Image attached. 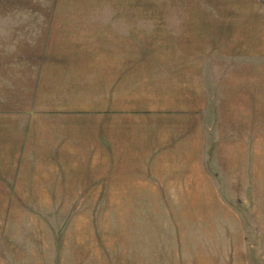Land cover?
Wrapping results in <instances>:
<instances>
[{"label": "rangeland", "instance_id": "374dc122", "mask_svg": "<svg viewBox=\"0 0 264 264\" xmlns=\"http://www.w3.org/2000/svg\"><path fill=\"white\" fill-rule=\"evenodd\" d=\"M5 15L75 51L80 111L197 117L203 183L80 192L26 162L32 178H0V264H264V0H0ZM84 26L96 43L69 38Z\"/></svg>", "mask_w": 264, "mask_h": 264}, {"label": "crops", "instance_id": "0c3cea01", "mask_svg": "<svg viewBox=\"0 0 264 264\" xmlns=\"http://www.w3.org/2000/svg\"><path fill=\"white\" fill-rule=\"evenodd\" d=\"M4 18L0 19V178H32L31 164L26 162L40 161V169L65 170L55 175L65 180L59 184L79 187L80 192L89 190L80 188L84 186L138 193L194 191L192 187L200 185L197 117L137 105L80 111L70 100L80 82V68L73 64L78 61L75 51L59 49L53 56L48 35L36 38L19 30L24 22L17 25L16 19ZM82 29L73 30L81 36L69 38L90 44L100 39L93 27ZM103 38L107 41V36ZM95 56L94 50L86 55L89 61ZM38 175L51 182L49 171Z\"/></svg>", "mask_w": 264, "mask_h": 264}]
</instances>
